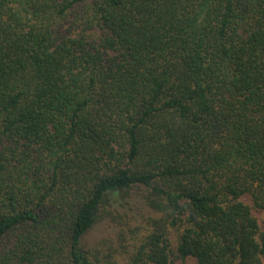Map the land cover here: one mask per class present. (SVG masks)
Returning a JSON list of instances; mask_svg holds the SVG:
<instances>
[{"label":"trees","instance_id":"obj_1","mask_svg":"<svg viewBox=\"0 0 264 264\" xmlns=\"http://www.w3.org/2000/svg\"><path fill=\"white\" fill-rule=\"evenodd\" d=\"M261 211L264 0H0V264H264Z\"/></svg>","mask_w":264,"mask_h":264},{"label":"rangeland","instance_id":"obj_2","mask_svg":"<svg viewBox=\"0 0 264 264\" xmlns=\"http://www.w3.org/2000/svg\"><path fill=\"white\" fill-rule=\"evenodd\" d=\"M258 217V221L260 223V225L264 228V211H261L257 214ZM104 236L105 235V226L104 224H100L98 226L95 227L94 231H92L91 233H89V235L87 236L88 241H87V245L88 246H94V244L97 241V238L100 236ZM99 246V245H98ZM106 246V245H104ZM103 247V246H100ZM94 248L97 250V247L94 246ZM94 249V253L96 252V250ZM100 250V249H99ZM106 254L111 253L110 256H106V258H101L100 259V264H128L127 263V255L123 254L121 256H119L117 253H113L111 249H109V251H105Z\"/></svg>","mask_w":264,"mask_h":264}]
</instances>
